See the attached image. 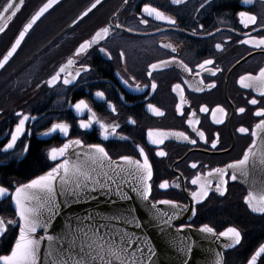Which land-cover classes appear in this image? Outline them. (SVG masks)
<instances>
[{
	"label": "flooded vegetation",
	"instance_id": "1",
	"mask_svg": "<svg viewBox=\"0 0 264 264\" xmlns=\"http://www.w3.org/2000/svg\"><path fill=\"white\" fill-rule=\"evenodd\" d=\"M43 1L24 6L0 43V56ZM94 1L63 0L0 72V187L8 189L0 197V257L9 254L19 228L11 204L15 189L60 162L50 159L53 148L79 140L85 147L100 144L113 161L147 159L151 202L170 199L197 209L195 217L189 211L174 227L207 223L217 234L234 227L240 243L224 252L223 264H250L264 243V212H252L262 207L259 197H250L249 209L248 189L232 171L256 145L264 153V117L255 115L264 109V0H103L89 11ZM146 6L165 19L157 20L155 12L149 16ZM54 76L58 80L49 84ZM64 79L72 83L64 85ZM253 98L257 105L250 103ZM81 99L88 105L83 114L74 107ZM20 114L35 119L5 151ZM80 120H91L92 128L81 129ZM58 123H67L69 132L49 134ZM256 161L249 159L247 169ZM217 170L224 174L223 195L215 192ZM192 180L210 186L199 204L191 200V192L199 190ZM160 183L169 187L161 189ZM256 264H264V254Z\"/></svg>",
	"mask_w": 264,
	"mask_h": 264
},
{
	"label": "snow or ice",
	"instance_id": "2",
	"mask_svg": "<svg viewBox=\"0 0 264 264\" xmlns=\"http://www.w3.org/2000/svg\"><path fill=\"white\" fill-rule=\"evenodd\" d=\"M179 2L180 0H173V3ZM97 3H99V0H97ZM51 6L50 0V3L32 18V22L25 27L24 31L20 32L19 39L16 40L12 51L4 57L5 62L16 51V46L22 42L25 33L32 28L33 24L39 19V17ZM13 7L14 4L9 2L7 7L4 8V12L7 13ZM93 7H95V5H93ZM16 11H19V9H16ZM16 11L12 12L13 17L16 15ZM144 11L147 12L149 16H152L155 12L157 20L165 19L163 15L156 12L155 9L146 6ZM240 15L243 17L246 16L247 13L241 12ZM248 19L252 23H255L256 18L254 16H249ZM168 22L175 24V21ZM144 23H147V20H145ZM104 31L106 32L107 29ZM261 43H264V40H262ZM85 47H89V45H81V48ZM99 51L104 52L105 49L100 48ZM206 63L211 64L213 62L206 61ZM0 67H3V63H0ZM154 67L155 65H153V68ZM58 78V76L52 77L49 84H51L52 81L58 80ZM249 79H251V77H249ZM71 83L72 81L70 79L63 80L64 85H69ZM124 83L127 84V81H124ZM260 86L264 87V71H261L260 73ZM152 87L154 89L156 85L153 84ZM245 87H252V85L246 84ZM137 90L139 89L137 88ZM260 95L264 96V91H262ZM96 96L103 99L104 93L97 92ZM250 103L252 105H257L258 100L253 98ZM74 107L75 111L80 114H83L84 110L88 109V105L83 99L77 102ZM148 108L157 111V114H160L158 110L153 109L152 105L149 104ZM239 111L243 113L245 109L240 108ZM20 115L22 118L19 119L15 126V130L11 133V140L7 144L5 151L12 149L18 139L24 134L26 122L30 119H35L28 115ZM255 115L258 117H264V109L257 111ZM92 126L93 122L91 120L87 122L80 120L79 127L81 129L89 130ZM100 128L105 130L102 133V138L104 140L109 139L106 126L101 124ZM111 131L115 133L116 127L114 126ZM245 131V128H240V132L243 133ZM57 132L67 134L69 132V125L67 123L53 124L49 134ZM149 136H151V133H149ZM73 143L80 144L81 142L76 140ZM69 147V144H64L62 148H53L49 153L50 159L56 161L57 155L59 154L63 156ZM90 147L99 155H90L88 158L93 161L94 165H98V167H93L90 172H82L77 168L76 172L82 177V179H77L69 185L66 178L69 167L68 162L65 161L63 164H57L55 167H52L46 175L40 176L39 179L32 180L31 183L26 186L27 188H41L47 193L45 197V203L48 205L47 215H37L34 209L24 207L21 201L22 199L28 200L29 197L27 195L22 196V193H24L23 188L15 189V204L19 209V217L22 223L19 225V239L15 242V248L12 250L11 256L5 255L0 257V259L4 261V264H38V261L41 259V242L45 239L47 241L53 240V235L49 233L51 231V226L54 223V218L59 215L60 208L56 203V189L53 187V182H55L58 177L60 179L59 191L61 195L65 196L66 201L68 198H72L76 201L83 199L87 202L88 198H96L98 195H104L113 204L117 202H127L133 197L125 191V184H127L131 193L139 197L140 200L146 202L149 201L151 193L149 181L151 180L153 173L152 169L149 167L147 159H145L143 164H140L139 161L130 160L128 156H124V161L135 165L134 170L125 169L112 162L105 148L100 144H93ZM213 147H215V145H213ZM140 152L143 153V150L140 149ZM159 155L164 156V152H160ZM106 160L108 161L107 164H105ZM246 161L247 156H245L244 160L240 163L243 164ZM192 167L195 168L196 165L193 164ZM61 170H63V176L61 175ZM217 171L219 172V170ZM121 174H123V177ZM219 176L220 181L215 187V192L223 195L224 192L221 189L225 183L223 178L224 174L219 172ZM231 178L232 180H235L236 176L233 175ZM191 183L193 185L199 184L197 180H192ZM168 187L169 185L167 183L159 184V188L161 189H166ZM176 187L179 188L180 185L177 184ZM209 192V185L199 184V190L191 192V200L199 204L203 199H206L209 196ZM7 193L8 189L0 187V197L5 196ZM159 203L170 206L169 211H160L159 209H156V204L150 205L152 209H156V219H158L165 227L170 228L176 220L183 219L185 214L189 211H191L192 217H195L197 214V209L195 207H191L190 205L181 207L177 202L170 199L160 200ZM253 211L264 212V207L259 209L254 208ZM134 213V208L124 209L113 213H104L97 210L86 214L84 217H77L75 228L69 226L67 233L59 239L61 254L68 257L67 260L61 261V264H116V260L120 258L119 253H122L125 256L131 253L134 260L129 261V264H144L145 258L147 264H152V258L156 255V252L153 248H148L147 252H145V239L140 233L135 231V229L142 228V223ZM130 228L133 230H130ZM192 228L193 226L189 222L187 224H180L177 231L185 232ZM38 229L42 230L43 235L37 234ZM196 230L200 233L209 234L211 236L218 235L219 237H229L234 241V244H239L241 239L240 232L234 227H229L226 231H221L217 234L213 227H210L205 223ZM3 233L4 226L3 223L0 222V236H2ZM33 236L35 238H32ZM232 246L234 245H226V247ZM112 248L118 249L119 252L113 253L111 251ZM105 249L108 251L106 252ZM181 250L185 252V258L182 261V264H190L191 254L195 250L194 246H188L186 249ZM261 254H264V246L260 248L256 256L252 257L250 264H256L257 257ZM112 256L116 257V259H111L110 257Z\"/></svg>",
	"mask_w": 264,
	"mask_h": 264
},
{
	"label": "water",
	"instance_id": "3",
	"mask_svg": "<svg viewBox=\"0 0 264 264\" xmlns=\"http://www.w3.org/2000/svg\"><path fill=\"white\" fill-rule=\"evenodd\" d=\"M63 0H51V7L47 9L39 17V19L33 24L32 28L29 29L25 33V37L22 42L16 46V51L8 58L5 62L4 57L8 55L9 52L12 51L13 46L16 43V40L19 39V34L21 31H24L25 27L32 22V18L36 16L38 12L46 5L50 3V0H44L32 13L31 15L24 21L22 26L19 28L17 33L15 34L13 40L4 51V53L0 56V63H3V67H0V72L6 67V65L12 60L15 54L20 49L21 45L25 41L26 37L29 35L31 30L38 24V22L49 13L54 7L60 4ZM103 0H95L88 8V10H92L93 5L97 6ZM11 2L14 4V7L9 10L7 13L4 12V8L7 7L8 3ZM28 0H4L0 4V37L7 31L9 26H11L18 15L23 10L24 6ZM19 9V11H16ZM16 11V15L13 17L12 12ZM262 140H259L261 143ZM70 147L66 150L63 156L57 155V160L60 162L58 164H63L65 161L68 162L69 171L67 173V180L69 185L72 184L73 181L77 179H82L77 172L76 169L79 168L80 171H91L93 167H98V165H94L93 161L88 157L90 155H99L95 153V151L91 147H85L81 143L75 144L73 142L69 143ZM247 156V161L243 164H240V167L236 168L235 171H232L234 174L238 175L237 179L240 181L247 189H248V198L245 199V203L248 205L251 210V204L249 203L250 197H259V205L264 207V153L261 151V145H256L254 147V151H250ZM258 160L254 162V166L251 170L247 169L248 161ZM111 160V159H110ZM134 160V159H130ZM244 160V159H243ZM115 164L123 167L125 169H135V165L130 164L123 160V158L118 160H111ZM137 161V160H136ZM108 161H105L107 164ZM140 164H143L139 162ZM50 171V170H49ZM48 171V172H49ZM48 172L42 174L46 175ZM40 175V176H42ZM61 175L63 176V170H61ZM123 177V174H121ZM38 176L35 179H39ZM34 180V179H33ZM32 181V180H31ZM30 182L20 187L24 189L23 195H27L29 197L28 200H23L21 203L24 207L31 208L35 210L37 215H47L48 205L45 203V197L47 193L41 188H27ZM150 185V181H149ZM53 187L56 189V203L60 206L59 215L54 218V223L51 226V231L49 234L53 235L52 241H47L46 239L41 242V251L40 256L41 259L38 261V264H61V261L67 260L68 257L66 255L61 254V247L59 244V239L61 236L65 235L68 231V227L71 226L75 228L76 226V218L84 217L88 213H92L94 211H101L104 213H113L124 209L134 208L136 215L139 218V221L142 223V228L135 229L138 233H140L145 239V252H147L148 248H153L156 252V255L152 258V264H182V261L185 258V252L181 249H186L188 246H194V251L191 254L190 264H223V254L224 252L232 249L236 244L229 237H219L211 236L209 234L200 233L196 229H188L185 232H178L177 228L172 225L170 228L165 227L161 224V222L156 219L155 213L156 209L160 211H169L170 206L162 205L160 203L140 200L139 197L135 196V194L131 193V190L128 188L127 184L124 185V189L130 195H132V199L127 202H117L111 203L109 199L104 195H98L96 198H88V201L85 200L76 201L72 198H68L67 201L65 196L61 195L60 188V179L59 177L55 182H53ZM250 194V196H249ZM115 199V198H113ZM12 208L16 216V220L19 221V225L22 223L19 217V209L15 204V192L12 196ZM151 204H156V209H152L150 207ZM252 211V210H251ZM254 212V211H252ZM256 213V212H254ZM260 213V212H257ZM177 221V220H176ZM175 223V222H174ZM173 223V224H174ZM14 225V223H13ZM130 230H133L130 228ZM38 235H43L42 230L38 229ZM32 238H35L34 236ZM19 239V228L17 231V235L15 241L11 247V250L7 256H11L12 250L15 248V242ZM226 245H234L232 247H226ZM264 246V243L259 246L256 253L259 252L260 248ZM107 252L108 250L105 249ZM111 251L113 253H118L119 250L116 248H112ZM134 251V249H133ZM120 258L116 260V264H129V261H133L134 257L129 253L125 256L122 253H119ZM259 257V256H258ZM257 257V259H258ZM111 259H116V257L112 256ZM252 259V258H251ZM250 259V262H251ZM0 264H4V261L0 259ZM144 264H147V260L145 258Z\"/></svg>",
	"mask_w": 264,
	"mask_h": 264
},
{
	"label": "bare ground",
	"instance_id": "4",
	"mask_svg": "<svg viewBox=\"0 0 264 264\" xmlns=\"http://www.w3.org/2000/svg\"><path fill=\"white\" fill-rule=\"evenodd\" d=\"M32 0H28V2L26 3V6L31 2ZM21 14L18 15V17L16 18V20L14 21V23L9 26V28L7 29V31L0 37V43L3 42L5 40V38H7L9 36V33L11 31V28L13 27V25L15 24V22L17 21V19L19 18Z\"/></svg>",
	"mask_w": 264,
	"mask_h": 264
},
{
	"label": "trees",
	"instance_id": "5",
	"mask_svg": "<svg viewBox=\"0 0 264 264\" xmlns=\"http://www.w3.org/2000/svg\"><path fill=\"white\" fill-rule=\"evenodd\" d=\"M4 0H0V4L3 2Z\"/></svg>",
	"mask_w": 264,
	"mask_h": 264
}]
</instances>
